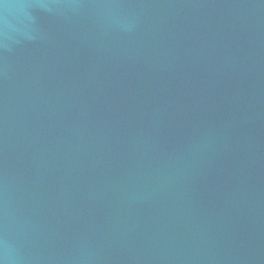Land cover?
I'll return each instance as SVG.
<instances>
[{"label":"water","instance_id":"1","mask_svg":"<svg viewBox=\"0 0 264 264\" xmlns=\"http://www.w3.org/2000/svg\"><path fill=\"white\" fill-rule=\"evenodd\" d=\"M0 264H264V0H0Z\"/></svg>","mask_w":264,"mask_h":264}]
</instances>
